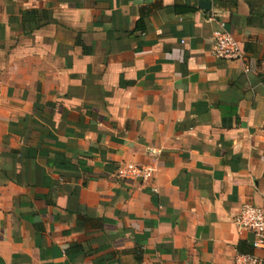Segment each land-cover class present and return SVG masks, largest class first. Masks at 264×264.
Here are the masks:
<instances>
[{
  "label": "crops",
  "instance_id": "1",
  "mask_svg": "<svg viewBox=\"0 0 264 264\" xmlns=\"http://www.w3.org/2000/svg\"><path fill=\"white\" fill-rule=\"evenodd\" d=\"M263 202L264 0H0V264H235Z\"/></svg>",
  "mask_w": 264,
  "mask_h": 264
},
{
  "label": "built area",
  "instance_id": "2",
  "mask_svg": "<svg viewBox=\"0 0 264 264\" xmlns=\"http://www.w3.org/2000/svg\"><path fill=\"white\" fill-rule=\"evenodd\" d=\"M212 56L227 61L240 60L242 53L239 43L232 34L225 30L224 23L218 24V29L212 33ZM153 170L133 164L119 166L115 176L119 180L142 178L144 181L152 177ZM238 229H243L252 235V247L260 255H238L235 264H264V202L260 206L244 205L235 220Z\"/></svg>",
  "mask_w": 264,
  "mask_h": 264
},
{
  "label": "trees",
  "instance_id": "3",
  "mask_svg": "<svg viewBox=\"0 0 264 264\" xmlns=\"http://www.w3.org/2000/svg\"><path fill=\"white\" fill-rule=\"evenodd\" d=\"M25 17H24V22H26L27 21V19L29 18V19H35V20H33V24L32 25H30L29 24V29L30 30H33V29H38V28H40L41 26H43V25H45L46 24V22H41L40 21V19L38 20V21H40V22H38L36 19V16H37V13L35 12V11H32V12H30V13H28V14H25L24 15ZM37 21V22H36Z\"/></svg>",
  "mask_w": 264,
  "mask_h": 264
},
{
  "label": "water",
  "instance_id": "4",
  "mask_svg": "<svg viewBox=\"0 0 264 264\" xmlns=\"http://www.w3.org/2000/svg\"><path fill=\"white\" fill-rule=\"evenodd\" d=\"M208 3L207 2H200V6L203 8V9H208Z\"/></svg>",
  "mask_w": 264,
  "mask_h": 264
}]
</instances>
